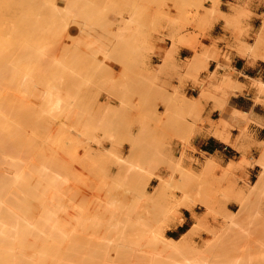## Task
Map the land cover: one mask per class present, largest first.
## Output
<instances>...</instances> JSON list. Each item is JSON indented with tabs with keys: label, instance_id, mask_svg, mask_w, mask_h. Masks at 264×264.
Instances as JSON below:
<instances>
[{
	"label": "rangeland",
	"instance_id": "rangeland-1",
	"mask_svg": "<svg viewBox=\"0 0 264 264\" xmlns=\"http://www.w3.org/2000/svg\"><path fill=\"white\" fill-rule=\"evenodd\" d=\"M93 1H95L94 5H93ZM108 1L107 0L106 1L105 0H86V1L85 0L84 1L78 0V2H81L78 5H77V2H75V3H74V1L71 2V3H73L72 9H74V8L76 9V11L73 10L76 13L73 14V11L71 12V14L75 15V20H71L70 16H69V18H70L69 19L65 15V17L68 18L67 21H69V22H66V23L69 27H68V29L64 30V34L63 33L61 34L62 35V36H60L61 40H60V37L58 36L59 37L58 41H59V44H61V51H62V52L60 51V54L64 55L62 58H63V60H65V65L66 64L69 65V66L66 65V67L65 66L64 67L66 69H67V67L71 68V70H72L71 71L69 69L70 71H68V70L66 71V69H65V70H63L65 72L64 76L62 74V76L64 77V78L62 77V82L64 81L63 82L64 84H62V87H63V85L64 86L67 85V86H65V88L64 87L62 88V90L65 89L64 93L66 95V101H65L66 103H64V106H65V109H67V111L65 110L66 113H64V119H63L64 121H62L63 122L62 124H64V125H62L56 119H55L56 121L53 120L55 123H52L53 121L51 120V117L49 115L48 116L44 115L43 119L37 117L38 119L35 120V117L37 115V112H36V113H34V115L36 114L34 117V120L36 122H34L33 118H32L33 121L30 120L31 121V129H33V130L37 129L36 131H39V133H41V134L43 133V134L39 135L38 132L37 133L35 132V135H34L32 132H34L35 130L31 131L30 127H29V129L27 128V131H29L31 136H33L32 140H34V137L36 138L34 140L35 143H38V146H35L36 148H41V147H39L41 142L42 143L45 141L51 142L53 137H54V140L56 137H59L61 134H62L61 137H65V139L63 138L64 141L61 140V138H58L61 141H63L64 151H65L64 154H62L61 152L59 153V150H56L57 146H56V148L54 147L58 143L57 140L55 143L51 142L52 144H54L53 147H52L51 143H49V142L45 143V145L48 144L47 146H48L49 150L54 149V151H55V152L53 151L54 153H58L59 156L63 157V159L61 157L62 160H65V161H63V163H66V164L68 163L67 166L64 167V172L66 173V175L63 173L60 174V175H62V180H64L63 184L66 185L65 186L66 188L63 186L64 189L62 188L63 189L62 191H58L56 187H57V185L59 186L61 184V183H59L60 181H58L56 183L57 185L55 184L56 185L55 187L53 185L54 183L51 184L50 186L52 188H50L51 190H49V194H50V196H52V198H50V196L48 198V201L50 202V206L48 205V208L50 207L49 208L50 211H48V213H49L48 215L49 216L51 215V217L54 216L55 219L53 218V221H52V219L50 217L48 220L51 222V223H48L49 225L47 226L48 227L47 231L49 232L48 234L50 235V239H49V241H47L48 239L46 240V244L48 246L45 245V247H42V248L43 249L47 248V249H44L43 251L47 252L48 261L50 263H56V264L57 263L58 264H95V262H96V264H111V263L114 264L113 262H117L119 259L121 260L122 258L124 259L126 254L123 255L124 257L123 256H121V257L115 256L114 257V249L115 248L113 249V247H114L113 244H115V242H113L112 239L116 238V236L114 238V235H118L117 233H115L116 232L115 230L117 228H119L120 226H121L120 230H124V231L126 230L127 231L126 232L128 234L127 236L131 235V236L127 237L128 240L131 239L132 237L133 238L139 237L138 233H140V235L143 234L145 240H147L146 237L148 238L150 232H152L155 229L156 230H158V229L163 230V233L166 237H173L175 239L179 238L181 235L171 234L170 231H168L171 228H164L163 225L165 222H170V221H173L176 224L182 222V218H183L182 211L185 208H184V206L182 207V205L179 204V202H181L182 199L184 197H186L187 195H189L191 192L194 193V191H195L194 188H195V184H196L194 177L199 175L202 172L201 170H203L202 166H197V167L191 168L190 166H187V167L184 166L183 163H179L178 161L174 162V157H173L172 153L168 152L165 149L166 147L164 146L165 143H163L164 139L162 136L147 137V136H144L142 133H143L144 129H147L149 126H153L155 129H157V128L163 129L167 126H174V125L178 126V125H182V124L186 125V124H188L186 121V118L189 115H190L189 117H192L191 113H189L187 111L183 112V110L181 108V105L183 103V98H185V96H181L178 91H174V93L168 94L163 88V84H164L163 75L166 73L168 65L170 64V62L172 60V58L170 60H167L166 53L168 50H170L173 47V44L174 45L187 44L188 46H191L192 50H196L198 48V46L202 47V45L200 43V39L205 37L207 31L210 28V18L211 17L221 18L220 14L218 12H213L214 14L211 12L212 9L214 8L213 7V1L214 0H189V1L188 0H186V1L185 0L184 1H182V0H170V1L169 0H159V1L158 0H155V1L154 0H144V1H147V3L144 2L143 0H136V1L135 0H132V1L127 0L128 2L126 0L125 1L124 0H113V2H112V0H111V1H109V2H112L110 5L107 3ZM141 1H143L146 4V6H143V4H141ZM35 2H36V0L34 1V3ZM88 2H90V3H88ZM131 2L133 4L134 3L135 4L133 5ZM139 2L141 5L139 4ZM220 2H221V0L219 2H217V5H216V3H214V6H216L217 9H219ZM103 3H104V5H103ZM130 3H131V5H130ZM54 4H57V5H54V7L55 6L57 7L56 9L62 8L61 6L58 5V3H54ZM107 4L109 5L108 6V9H109L108 12H107V7H105ZM124 5H126V6H124ZM132 5H133V7L135 6L134 9L129 8V7H132ZM35 6H36V4H35ZM91 6H93V7L91 8ZM139 6L141 7L142 11L141 10L139 11ZM36 7H38V6H36ZM78 7H79V9L81 8V10L83 9V11H81L82 14L84 13V15H82L83 18H81V16H79L80 10H78ZM113 7H115V8L113 9ZM153 7L156 9L154 10ZM180 7L184 8L183 13L181 16L177 17V15H179V13H181V11H182V9ZM64 8L65 7H63V9H62L63 13H62V11H60L62 14H64L65 13L64 11H66V8L65 9ZM84 9L87 12H85ZM96 9H98L102 12H100V14H99ZM88 10L89 11L91 10L93 12H94V10H96L95 17L91 16L93 14L90 15V13H89V15L91 16V19L88 18L89 17V15H87L89 12ZM132 10H134V11L132 12ZM135 10H137L138 12ZM45 12H46V14H48V15H46L48 17H50L49 16L50 13H51V16L53 13H54V16H55V14L58 13V12L55 13V10H54V12L52 11L53 13L51 11L49 13H47V11H44V13ZM145 12L147 13V15L149 14L150 16L145 17L146 16ZM61 13H59V15H58L59 18L61 17L60 15H62ZM96 14L98 15V17L101 15L99 17V19L96 18L97 17ZM73 15H71L72 18H73ZM165 15H166V17H165ZM44 16H40L41 19ZM46 16H45V18H47ZM129 16H130V19L128 18ZM40 17H39V19H40ZM78 17H80V19ZM153 17H155V18H153ZM36 18L37 17H34V20L38 19V18L37 19ZM55 18L56 17H52V18L50 17L49 19L48 18L47 19L52 20ZM59 18H58V20H59ZM86 18L89 19V21L88 20L87 21L83 20V22L81 21V19H86ZM102 18L105 19L104 20L105 23H102L104 25H101L99 23L100 20L102 21ZM179 18H180V20H179ZM123 19H125V20H123ZM126 19L128 21H126ZM59 21L54 20V24H56V22H59ZM62 21H64L63 18H62ZM72 21L77 23L78 29L76 28L77 26H75L76 24H74ZM84 21L86 23H84ZM106 21H108V23L111 22L112 24H110V26H109V25H107ZM133 21L136 23V26L134 25ZM70 22H72V23H70ZM152 22H155V23L153 24ZM88 23H89V25H88ZM69 24H71V25H69ZM84 24H87L88 26H90L89 27L90 30H86L85 28H88V27L85 26ZM105 25H107V26L105 27ZM131 25H133L135 28ZM118 26H120V28ZM121 26H123V27L121 28ZM233 26L236 30V28H237L236 25L234 24ZM100 27L105 28V30L102 29L104 31L103 33H102V30L100 31V29H101ZM137 27L140 31L136 32L137 33L136 34L135 30ZM115 28H117V29H115ZM125 29L127 31H125ZM77 30H79L80 32ZM86 31H87V33L90 31L88 33V35H86ZM109 31H110V33H109ZM113 31H114L113 37L115 38V36H116V39L118 38L117 43L121 45L120 47H122L123 50L121 48H119V49H121V50H119L118 47L116 48L117 43L114 46L113 43H115V42H113L114 39L111 36V33H113ZM121 31H124L125 33L122 32V34H121L120 33ZM131 31H134V33ZM130 32L133 34V36L131 35ZM140 32H142L141 33L142 35L140 34ZM153 32H155V33H153ZM42 33H44V34L46 33L45 35L43 34V36H45L46 40L48 41V42L46 40L44 41V38H43V41H44L43 43H46V47L49 46V48H51L52 46L54 47L57 44L54 42V44L52 43L53 45H51V42H53V40L51 42H49V40H51L53 38L47 37L48 35H47V31H45V29L42 30ZM65 33H67L68 37L65 36L66 35ZM98 33H100V35H98ZM101 33H102V35H101ZM106 33H108L107 35H109V37H112L111 40L108 39L110 41L106 40L107 42L104 41L105 40L104 38L107 37L105 35ZM119 33H120V35H119ZM247 33H248L247 30L244 28H241L240 30H238V34L235 36L236 42H243L242 39H240V36H242L244 34L246 35ZM40 34H41V31L39 32V35ZM36 35L38 36V33H36ZM36 35H35V37H36ZM103 35H105V36L102 40H103V43L105 42V44H102L101 40H99V38L101 39L103 37ZM144 35H146V38H144L145 37ZM43 36H41V38ZM73 36H76V37L70 38ZM80 36L83 37L84 39H82ZM109 37H107V38H109ZM128 37H129V39H128ZM132 37L134 38V40ZM70 39L71 40L73 39V41H71L72 43L69 41ZM119 39L121 40V42ZM122 39L125 42L124 46H122V44H124ZM135 39H137V40H135ZM40 40H42V39H40ZM166 40L171 41L172 47L170 46L169 49H167L165 51V54L162 57V60H163L162 63L159 65V67L157 69L145 70L144 69V64H145L144 62L148 58V56H144V53L147 54V53L157 52V47L161 46V44L164 43ZM54 41H55V39H54ZM58 41L56 40V42H58ZM79 41H80V44H79ZM83 41H85V43ZM86 41H87V43H89V41L90 42L92 41L94 44H96V46H93L94 44H92V42L90 45L86 44ZM134 41H136V42H134ZM146 41H147V43H146ZM37 42H36V45H37ZM82 43H83V45H81ZM243 43H240V45H242ZM69 44H71V45H69ZM39 45H40V42H39L38 46ZM42 45L44 46L45 44H42ZM63 45H65V47L62 50ZM66 45L67 46L69 45L70 47L69 46L67 47ZM117 46H119V45H117ZM90 47L91 48L93 47V50H91L93 52H91V51L89 52L88 48L90 49ZM125 47H126V49H125ZM35 48H37V46ZM226 48H230V47L227 45ZM76 49L77 50L79 49V50L77 51ZM83 49H85V50L87 49L88 51L87 50L83 51ZM65 50H66V52H65ZM69 51H70V53H69ZM66 55H67V57H66ZM87 55H89L88 58H87ZM110 55H112L111 57H113V56L115 57V58L113 57L115 59V60L113 59L114 61L112 60V58L109 57ZM116 58H117V61H116ZM75 60L77 62L79 61V64H77V62ZM94 63H95V65H94ZM20 64H21V61H20ZM80 69H82V70H80ZM83 69H85V71ZM197 70L199 71L200 68H198ZM68 72L69 73L71 72V73L69 74ZM72 72H75V73L72 74ZM81 73L82 74L84 73L83 76H81ZM65 74H67V75H65ZM74 74L77 75V77ZM71 75H72V77L75 78L76 81L74 80V78L71 77ZM78 75H79V78H78ZM78 79H80V81H81L80 83H78L79 82ZM70 82H72V83L74 82V86ZM76 84H77V86H76ZM79 84H81V85L79 86ZM37 89H39V88H37ZM69 91H70V94H69ZM19 93L22 94L21 91H19ZM19 96L20 95H18V99L21 98V96L20 97ZM69 96L71 98H69ZM26 97H28V96H25V98ZM31 97L33 98V99L31 98L32 101L34 100L35 102H38L36 95H31ZM29 98L30 97H28L26 99H29ZM77 99H79V100H77ZM21 100L24 101L25 99L23 98ZM18 101L20 103V100H18ZM28 101H30V100H25L24 102H26V104L28 103V105H30V107L31 106L35 107L36 110L40 108V106L37 105V104L40 105V103H35L33 101V103H35L39 107L38 108L35 104H32L31 101L30 102H28ZM157 101H162V103L165 105V110H164L163 114H158L156 112L155 108L153 110V106H152L153 104L152 103L155 104ZM24 102H21V103L23 104ZM66 104L67 105L71 104V105L69 107V105L67 106ZM76 108H77V112L74 113L76 111ZM20 113H21V111H20ZM72 113H73V115H72ZM199 113H200V111H199ZM68 114L70 117L67 116ZM199 115L200 114H198L197 111H195V116H197L198 118L197 117L195 118V116H193L192 118L199 125H202L205 123V119H202ZM65 116H67L68 118ZM46 117L48 119H45ZM39 119L44 120V121H39V123H42L44 126L46 123L47 125L49 124L48 126H50L49 130H48V126L46 125L47 127L45 130V133L38 129L39 126L37 127V122ZM66 119H68V120H66ZM30 121H29V123H30ZM50 121H52V122H50ZM57 121H58V123H57ZM32 122H33V125H32ZM56 123H57V126H58V124L62 125L60 127L61 129L59 128L60 130L57 129L58 131L57 130L55 131V129L58 128L57 126H54V125H56ZM42 124H38V125L42 126ZM90 124H92V125L90 126ZM91 127H93V128H91ZM72 128H73V131H75L74 133L72 131ZM133 128H138L139 129L138 132L140 134H138L136 136L126 135L127 133H130ZM80 129H81V131H80ZM42 130H44V129L42 128ZM54 131L57 132L56 134L54 133L55 136H53ZM68 134H70V135H68ZM73 137H74V139H71V140L69 139V138H73ZM47 138H48V140H46ZM76 139H78V140H76ZM181 139H183V138H181ZM91 141H93V142H91ZM35 143H33V144L37 145ZM73 144H75V145L73 146ZM123 144L129 145V147L126 151H123L121 149V146ZM45 145L43 144V147H45ZM256 145H259L262 147V146H264V141H262L260 143H253L251 146L255 147ZM47 146H46V148H47ZM58 146L62 147L60 144ZM49 147H51V148H49ZM261 147L259 148V150H254L252 152L249 151L248 154H242L241 155V157L239 158V164L238 163H236V164H238V165L242 164L241 165L242 169L234 168L235 164L231 163V166H233V167L230 169V166H229L230 171L227 174H225V172H224V171L227 172V170H224L225 167L222 168V167H218V166H216L212 169V171L210 172L211 174L210 173L206 174V176H205L206 181L203 184V187L205 190L203 191L201 197L205 198L207 200V202H209L210 207L207 208L205 205L202 206L201 204H198V203L197 204L195 203V205H193L194 206L193 208L195 211H193L191 213L192 222L193 223L196 222V220H197L196 217L201 218V217L205 216L206 218H205V223L203 225H201V226L197 225L198 227L197 226L195 227L196 228L195 231L196 230L197 231L194 232L193 235L191 236L192 241L190 240L191 245H190V243H188L190 245V246L188 245L189 247L186 246L187 244L186 245L182 244V245H179L180 248L178 246L177 247L175 246V248H173L170 251V252H172L174 250L173 253H175V254L170 253V252H164L163 253L162 252L163 250L159 248L161 243H159L160 245H158L156 243V241H154L153 242L154 245L152 244L153 245L152 246L150 244L153 241L152 240L150 243L147 242L148 244H146V242H145L144 245H141V243L143 244L144 242H141L139 240L141 246L139 245V249H137L138 247H136V246L130 247L129 244H132V242H130V241L131 240L134 241L133 239H131V240H129V243H127V245H125L126 244L125 243L122 247V249H129V250L131 249V253H130L131 255H129V253H127L128 258H130L128 260L129 264H133V263L135 264V262L137 263V261H139L140 263L142 262L143 264H147L148 262H149L148 264H151L153 261H155L156 264L158 262H159L158 264H171V263L172 264H180V263L184 264V263H186L185 262L186 260H187L186 264H188L191 261H193V264H206V262L208 260L209 261L207 262V264H211V263H209L210 259L212 262V260H214L212 257H215V256H216L215 257L216 260L218 258L220 259V257H221V259L220 260L218 259L217 261H219V262L222 261L223 263L228 261V262H226L228 264L235 263L234 261H236V260H237L236 261L237 264L240 262H241V264H264V213L259 212L258 207L255 204V205H253V207L249 206L247 208V210H246L247 212L245 214L247 216H245V215L243 216L244 220L246 218V220L244 222L242 220L243 218L242 219H241V217L238 218V217H236V215H234V216L237 219H235L234 217H231V218L227 217V213L229 212L228 210H230L231 212H237V210L239 209V206L235 202V200L233 199L232 194L229 193L230 192L229 189L232 186H235L237 188L240 187L243 189L248 188L250 183L256 179V175L258 173L259 167L254 165V163H256V161L260 157V153H261V149H262ZM62 148H60V149L62 150ZM73 149H75V150H73ZM64 151L62 150V152H64ZM69 151H71V152H69ZM72 151L76 154H74ZM101 152H103V153H101ZM107 152H109V153H107ZM110 152L114 156H116V158L112 157ZM54 153H53V155H54ZM71 153H73V154H71ZM83 153H85V154L83 155ZM58 154L57 155L55 154V156L57 157ZM69 155H72V156H69ZM75 155H77V156L80 155V156L77 158ZM86 155H88V156L86 157ZM90 155H91V157H90ZM96 155H97V157H96ZM117 157H119V159ZM80 158H81V161H80ZM83 159H85V161ZM70 160H72L73 163H71L72 161H70ZM164 161H167L168 163H164ZM75 162H77L78 164L76 163V165H75ZM97 162H99V163L97 164ZM69 163H71V164L69 165ZM127 163L130 165L128 166ZM51 164H53V163L49 164L50 165L49 168L51 170L50 171L51 175L53 174L52 177H54V175L58 176L59 172L58 173L55 172L56 171L55 166L53 167L54 164L53 165H51ZM198 164H196V165H198ZM87 165H88V167H87ZM100 165L102 167H100ZM67 168H69V169L66 170ZM84 170H86V171H84ZM248 170H250V171H248ZM70 171H71V173H70ZM187 171L191 172V174H189L190 177L185 176V173ZM75 172H77L76 173L77 175L75 174ZM86 172H88V174ZM90 172H91V174H90ZM95 172L98 173L99 177H98L97 173L95 176V174H94ZM192 173L194 174L193 177H192ZM64 175L67 177H65ZM187 175H188V173H187ZM159 177H163L165 179H168L170 182H169V186L167 188V192L160 197H155V196H153L152 192L154 191L155 186L159 182ZM109 178H110V180H109ZM134 178H135V180H134ZM136 178H138V179L143 178L144 179L143 181H146V186L145 187L142 186L140 189L136 188V183H134V181L137 182ZM182 179H183V181H182ZM102 180L103 181L107 180V181H106V183H104V182H102ZM125 182H126V184H125ZM133 184H135V185H133ZM83 185H84V187H82ZM133 186L137 189V191ZM92 187H94V188H92ZM54 188L57 190V192L54 190ZM70 188H72V189H70ZM87 188H88V190H86ZM95 188H97L98 190ZM144 188H145V193H144L145 195L141 193L142 190H144ZM66 189H68L70 191H67ZM138 189L140 190L139 192H138ZM69 192L70 193L72 192V193L70 194ZM51 193H52V195H51ZM62 193L64 195L69 193L70 195L68 194L66 196H64V195L62 196ZM55 195L56 196L58 195L57 196L58 198ZM59 197L62 199L59 200L60 199ZM65 197H67V198L65 199ZM53 198L55 200H53ZM68 198L70 200H68ZM107 199H109V200H107ZM72 200H74V201H72ZM54 201H55V203H54ZM115 201H116V203H115ZM64 202H65V204H63ZM59 203L63 206H61ZM98 204H99V207H98ZM120 204H121V207H120ZM55 206L57 208H59L58 212H60V214L59 213L57 214L56 211L58 209L56 210ZM79 206H81V207L79 208ZM68 208H70V209H68ZM94 208H95V210H94ZM123 208H124V210H123ZM61 209L63 210V212L61 211ZM51 210L52 211L54 210V212H56L57 215L51 214V213H54ZM92 211H94L93 214H92ZM120 211L123 213H120ZM77 212L78 213L81 212V213H79L80 214L79 217L76 216V217H78V219L81 220L80 217H83L81 215H84L86 217L85 219L87 221L85 219H82V220H85L86 223L89 222L88 223L89 225L87 226V227H89L88 230L83 231L81 228H79L78 224L76 225V223H74L75 225H73V222H75V219H76V217L73 216V215H75L73 213H77ZM115 212H116V214H115ZM38 213H39V208L36 205V208H33L31 211V216L33 217V220L35 219V217L38 218V215H37ZM69 213L73 214L72 216H70V218H69V215H71V214H69ZM112 213H114V215ZM124 213H125V215H123ZM66 215H68L67 220L65 218ZM89 215H91V216H89ZM112 215L116 216V218H114ZM92 216H94V217H92ZM89 219L91 221L92 220L93 221L91 222ZM57 220H59L60 224L56 223ZM68 220L70 222H67ZM72 220H74V221L71 222ZM229 220L232 221V223H234L232 228H231V226H229V227L227 226ZM233 220H234V222H233ZM240 220H242V221L240 222ZM63 221H65V222H63ZM108 221H110V222H108ZM111 221L113 223L109 224V223H111ZM93 222H95V223L93 224ZM55 223L59 226H56ZM243 223H245V224H243ZM91 224H92V226H90ZM191 226L192 225H190L188 227V229H190ZM59 227L60 228L63 227V230L60 229ZM72 227H73V229H72ZM107 227L108 228L111 227L112 232H111L109 238H111L112 241L109 242V246H108L106 251L104 250V247H107V246H105V245H104V247L101 246V247H103V249H101V251H103V253H105V255H104V257H103V255L99 256L98 255L100 252L99 251L97 254L99 256V257H97L99 260L95 257L96 260L94 258V261H95L94 262V261H92L93 260L92 258L94 256H97L94 253L97 249L96 250L94 249L95 251L91 250V252L94 253V256H91L93 253L89 254V253H91L90 249H93L92 247L95 246V244L93 245V243H95V242L97 243V242H100L101 240L102 241L104 240V238L100 237V235L105 233V232L103 233L102 229L104 230ZM226 227L228 228L229 231H227ZM58 229H60V230H58ZM222 229H223V231H222ZM236 229L240 233V235H239V233H237L235 231ZM98 230H99V233L102 232V234H99L97 232ZM94 231H96L95 234H93ZM222 232L224 235L222 234ZM228 232L233 238L237 239L238 242H236L237 240L236 241L233 240V238L230 235H228L229 238H232L231 240L235 241L232 243L230 241V239L228 237H226ZM97 233H98V235H97L98 237L93 236V235H96ZM219 233L222 235H220ZM136 234H138V235L136 236ZM215 236H218V238H220V240L219 239L217 240V237H215ZM72 237L75 238L76 241H74L75 239L73 240ZM71 238H72V240H69ZM222 238L224 239V241H222L223 240ZM227 238L229 239V241L227 240ZM105 239H106V237H105ZM215 239L217 240V242ZM226 241H228L227 243L231 242V244L226 245L227 244ZM61 242H62V245H61ZM221 242L222 243L225 242L223 244L226 247L228 246L229 248H224V246H222L223 249H221V244H222ZM79 243H82L84 247H82V244L80 245ZM155 243H156V245H155ZM209 243H211V244H209ZM234 243H235V245H233ZM78 244H79V246H78ZM86 244H87V246H86ZM135 244H136V242H135ZM215 244L217 246H215ZM55 245L57 247H55ZM133 245H134V242H133ZM145 245H148V246H146V249H144V247H142ZM150 245L152 246L151 248H150ZM96 246H97V244H96ZM236 246H237V248L239 247V249L242 252L236 251L237 250ZM58 247L62 250H60V249L58 250ZM141 247L143 249H141ZM147 247H149V249ZM205 247H208V248L205 249ZM2 248L7 249L6 250L7 252L5 251V249L3 250ZM9 248L10 247L6 248V247L0 246V254L2 255L3 253H5V254L8 253L11 255V253H10L11 249H12V255L13 254L15 255V254H18L19 252L20 253L22 252V251L18 250L19 248L11 247L10 251H9ZM42 248L41 249L38 248V249L42 250ZM80 248H83V250H81V251H84V252H81ZM84 248L87 249L86 251H88V248H90L88 251L89 253L86 252ZM98 248H100V247H98ZM152 248H155V250H153ZM198 248H200V249H198ZM14 249H17V250H14ZM150 249H152V250H150ZM179 249H180V251H179ZM193 249L196 251H194ZM211 249H212V252H211ZM230 249H233V250L236 249L235 253L232 250L233 252L231 254ZM112 250H113V253H112ZM116 250H119V249L116 248ZM197 250H198V252H197ZM214 250H216V251H214ZM217 250H218V252H217ZM54 251L56 253H58L59 255L55 254ZM117 252H115V254ZM137 252L142 253L143 255H145V257L147 256V258L145 259L146 261L143 260L144 257L142 255H140V256L137 255L136 254ZM145 252H146V254H145ZM176 252H177V254H176ZM213 252L214 253L217 252L216 255H213L214 254ZM237 252H239V253H237ZM106 253H109V254L106 255ZM150 253H152V254H150ZM158 253H159V256H157ZM236 253H237V255L238 254L242 255L243 259L240 256L235 255ZM26 254H27V252H26ZM121 254L122 253H120V255ZM210 254H211V256H210ZM51 255H53L52 257L55 261L57 260L56 262L53 261L52 258H50ZM62 255H64V256L62 257ZM233 255L235 257L237 256V258L235 259V257H233ZM136 256H138V257L136 258ZM141 256L143 258H141ZM54 257H56L57 259H55ZM106 257L107 258L109 257L110 260L108 259L109 260L108 261ZM208 257H209V259H208ZM105 258H106V260H105ZM132 258H133V262H132ZM50 259H51V261H50ZM126 259L127 258H125L124 260H126ZM120 260L118 262H120ZM174 260L178 263H176ZM188 260H191V261L188 262ZM202 260H203V263H201ZM85 261H86V263H85ZM88 261H91V263L90 262L88 263ZM99 261H101V263ZM105 261H107V262H105ZM144 261L146 263H144ZM0 262H2L1 259H0ZM122 262H124V263H122ZM122 262L115 263V264H125L127 261L126 262L122 261ZM139 262L137 264H140ZM48 263H46V264H48ZM34 264H36V263H34ZM190 264H192V263H190Z\"/></svg>",
	"mask_w": 264,
	"mask_h": 264
},
{
	"label": "bare ground",
	"instance_id": "bare-ground-1",
	"mask_svg": "<svg viewBox=\"0 0 264 264\" xmlns=\"http://www.w3.org/2000/svg\"><path fill=\"white\" fill-rule=\"evenodd\" d=\"M34 1L35 0H0V246H2V247H13V248H19L18 250H20V251H22L21 253L19 252L18 254H13L12 255V249H11V255L10 254H5V253H3L2 255L0 254V259H1V261L2 262H0V264H34V263H36V264H46V263H48L49 261H48V255H47V252H44L43 250L44 249H47V248H42V247H45V245H47L46 244V240L47 241H49V239H50V235L48 234L49 232L47 231V226L49 225L48 223H51L50 221H48L49 220V218L51 217V215L49 216L48 214V211H50V207L48 208V205L50 206V202L48 201V198H49V196H50V194H49V190H51L50 188H52L50 185L51 184H53L54 185V187L57 185L56 183L58 182V181H60L59 183H61L59 186L57 185V190L58 191H62L64 188H63V186L65 187L66 185H64L63 184V182H64V180H62V175H60V174H65L66 175V173L64 172V167L65 166H67V164L66 163H63V161H65V160H62L63 159V157L62 156H59V154L58 153H54L55 151H54V149H48V144L47 145H45V143L46 142H49V141H45V142H41V144L39 145V147H41V148H36L35 146H38V143H35L34 142V140L36 139L35 137H34V140H32V137L33 136H31V134H30V132L29 131H27V128L29 129V127H30V129H31V121H33L34 120V117H35V115H34V113H36L37 112V115H36V117H35V120H37L38 118L37 117H39V118H44L43 116L45 115V116H50L51 117V120L53 121V120H58L61 124L63 123L62 121H64L63 119H64V113H66L65 112V110L67 111V109H65V106H64V103H66L65 101H66V95H65V93H64V91H65V89H63L62 90V88L64 87L65 88V86H67V85H63V87H62V84H64L63 82H62V77L64 76V71L63 70H65L66 68V65H68V64H66L65 65V60H63V54H60V51H61V44H59V37L60 36H62L61 34L63 33L64 34V30L65 29H68V25H67V23L66 22H69V21H67V19L69 18V16H70V18H71V20H75V15H73L74 13H76L75 11H76V9L74 8V9H72V6H73V3H71V2H73L74 1V3L75 2H77V5L78 4H80L81 2H78V0H36V2L34 3ZM38 1V2H37ZM84 1V0H83ZM86 1V0H85ZM106 1V0H105ZM108 1V0H107ZM109 1H111V0H109ZM107 2L109 5L113 2V0H112V2ZM125 1V0H124ZM127 1V0H126ZM132 1V0H131ZM136 1V0H135ZM144 1V0H143ZM141 1V4H143V6H146V4L144 3V2H146L147 3V1ZM155 1V0H154ZM159 1V0H158ZM170 1V0H169ZM182 1H184V0H182ZM181 1V2H182ZM186 1V0H185ZM189 1V0H188ZM220 0H214L213 1V9H212V13L213 12H218V13H220L219 12V9H217L216 8V6H214V3H216V5H217V2H219ZM94 2L95 1H93V5H94ZM128 2V1H127ZM152 2V1H151ZM150 2V3H151ZM54 3H58V5L59 6H61L62 8H58V9H56L57 7L55 6L54 7V5H57V4H54ZM88 3H90V2H88ZM92 3V2H91ZM97 3V2H96ZM95 3V4H96ZM132 3V2H131ZM131 3H130V5H131ZM153 3V2H152ZM161 3V2H160ZM183 3V2H182ZM181 3V4H182ZM186 3V2H185ZM188 3V2H187ZM35 4H36V6H38V7H36L35 6ZM38 4V5H37ZM106 4V3H105ZM106 5L105 7H107V12H108V6L109 5ZM133 4V3H132ZM135 4V3H134ZM133 4V5H134ZM139 4H140V2H139ZM140 4V5H141ZM75 5V4H74ZM90 5V4H89ZM103 5H104V3H103ZM102 5V6H103ZM133 5H132V7H129V8H133L134 9V7H133ZM137 5V4H136ZM153 5V4H152ZM183 5V4H182ZM80 6V5H79ZM96 6V5H95ZM94 6V7H95ZM124 6H126V5H124ZM63 7H65L66 8V11H64L65 13L64 14H62L63 13V11H62V9H63ZM81 7V6H80ZM90 7V6H89ZM93 6H91V8H92ZM123 7V6H122ZM138 7V6H137ZM64 8V9H65ZM110 8V7H109ZM115 7H113V9H114ZM143 8V7H142ZM154 8V7H153ZM181 9H182V11H181V13H179V15H177V17L178 16H181L182 15V13H183V9L184 8H182V7H180ZM137 9V8H136ZM156 8H154V10H155ZM180 9V10H181ZM54 10H55V13L56 12H58L57 14H55V16H54ZM57 10V11H56ZM73 10H75V11H73ZM78 10H80V13H79V16H81V18H83V16L82 15H84V13L82 14V12L81 11H83V9L81 10V8L79 9V7H78ZM92 10V9H91ZM90 10V11H91ZM97 10V12L100 14V12H102V11H100V10H98V9H96ZM96 10H94V12L93 11H89L88 12V14L87 15H89V13H90V15L91 14H93V15H91V16H93V17H95V12H96ZM142 11V9H141V7L139 6V11ZM43 11V12H42ZM44 11H47V13H49L50 11L53 13L52 14V16H51V13H50V17L52 18V17H56L55 19H50V20H48L50 17H48V16H46V15H48V14H46V12L44 13ZM60 11H62V13L60 12ZM73 11V14H71V12ZM84 11L85 12H87L85 9H84ZM114 11V10H113ZM134 10H132V12H133ZM135 11H137V10H135ZM146 11V10H145ZM105 12V11H104ZM138 12V11H137ZM157 12V11H156ZM155 12V13H156ZM162 12V11H161ZM59 13H61L62 15H60L62 18H63V20L65 21H62V18L60 19L59 18ZM106 13V12H105ZM120 13V12H119ZM125 13V12H124ZM146 13V12H145ZM164 13V12H163ZM41 14V15H40ZM73 15V18L71 17V15ZM81 14V15H80ZM151 14V13H150ZM165 14V13H164ZM214 14V13H213ZM46 16L47 18H45V16L41 19V17L40 16ZM57 15V16H56ZM65 15L68 17H65ZM89 15V17L88 18H90L91 19V16ZM138 15V14H137ZM146 16L145 17H147V16H150L149 14L147 15V13L145 14ZM167 15V14H166ZM166 15H165V17H166ZM40 17V19H39V17ZM96 18L97 19H99V17L101 16H99L98 17V15L96 14ZM115 16V15H114ZM34 17H37L36 19L37 20H34ZM65 17V18H64ZM58 18H59V20L61 21H59L58 20ZM69 18V19H70ZM79 19H80V17H78ZM95 18V19H96ZM107 18V17H106ZM129 19H130V16L128 17ZM149 18V17H148ZM153 18H155V17H153ZM181 18V17H180ZM180 18H179V20H180ZM94 19V20H95ZM110 19V18H109ZM134 19V18H133ZM54 20L56 21H59V22H56V24H54ZM70 20V21H71ZM83 20H85V21H89V19H81V21L83 22ZM104 20L105 19H103L102 18V21L100 20V24L101 25H104V24H102V23H105L104 22ZM123 20H125V19H123ZM136 20V19H135ZM142 20V19H141ZM153 20V19H152ZM84 21V23H86ZM98 21V20H97ZM112 21V20H111ZM126 21H128L127 19H126ZM74 24H76L75 26H77L76 28L78 29V25H77V23H75L74 21H72ZM72 22H70V23H72ZM107 22V25H109L110 26V24H112L111 22L110 23H108V21H106ZM132 22V21H131ZM134 22V21H133ZM170 22V21H169ZM53 23V24H52ZM116 23V22H115ZM121 23V22H120ZM138 23V22H137ZM153 24L155 23V22H152ZM151 23V24H152ZM73 24V25H74ZM118 24V23H117ZM116 24V25H117ZM152 24V25H153ZM157 24V23H156ZM69 25H71V24H69ZM85 26H87L88 28L90 27V26H88L89 25V23H88V25L87 24H84ZM94 25V24H93ZM107 25H105V27L107 26ZM121 25V24H120ZM134 25L136 26V23L134 22ZM142 25V24H141ZM151 25V26H152ZM131 26H133V25H131ZM154 26V25H153ZM157 26V25H156ZM119 28H120V26H118ZM117 27V28H118ZM123 26H121V28H122ZM134 27V26H133ZM155 27V26H154ZM262 27V31L261 30H259L260 32H258V33H260V34H256V37L258 36V38L257 39H259V40H261V38H264V35H262V34H264V26H261ZM88 28H85L86 30H90V28L88 29ZM99 28V27H98ZM101 29H100V31L103 29V30H105V28L104 27H100ZM117 28H115V29H117ZM118 28V29H119ZM132 28V27H131ZM135 28V27H134ZM133 28V29H134ZM153 28V27H152ZM45 29V31H47V37L48 38H53V39H51V40H49V42H51L52 40H53V42H51V45H53L54 44V42L55 43H57L54 47L52 46H50L51 48H49V46H47L46 47V43H43L45 40H46V37L45 36H43V34L44 33H42V30H44ZM138 29V27L136 28V30H135V33L136 32H138V31H140L139 29ZM261 29V28H260ZM102 30V33L104 32ZM131 30V29H130ZM41 31V34L39 35V32ZM77 31H79V30H77ZM125 31H127L126 29H125ZM153 31V30H152ZM80 32V31H79ZM90 32V31H89ZM88 32V33H89ZM122 32H124V31H121L120 33L122 34ZM131 32H133L134 33V31H131ZM130 32V33H131ZM148 32V31H147ZM36 33H38V36L36 35ZM88 33H87V31H86V35H88ZM102 33H101V35H102ZM109 33H110V31H109ZM120 33H119V35H120ZM125 33V32H124ZM129 33V32H128ZM142 32H140V34H141ZM145 33V32H144ZM153 33H155V32H153ZM46 34V33H45ZM44 34V35H45ZM66 35L65 36H67L68 37V35H67V33H65ZM108 33H106L105 35L107 36V37H109V35H107ZM114 31H113V33H111V36L113 37L114 35ZM117 34V33H116ZM127 34V33H126ZM137 34V33H136ZM35 35H36V37H35ZM79 35V34H78ZM98 35H100V33H98ZM97 35V36H98ZM105 35H103V37L100 39L99 38V40H101V42H102V44H105V42H107L106 40H108V39H110L111 40V38L112 37H109V38H107V37H105L104 38V36ZM131 35L133 36V34L131 33ZM142 35V34H141ZM147 35V34H146ZM146 35H144L145 37L144 38H146ZM41 36H43L42 38H41ZM59 36V37H58ZM64 36V37H65ZM118 36V35H117ZM125 36V35H124ZM151 36V35H150ZM21 37V38H20ZM40 37V38H39ZM74 37H76V36H73V37H70V38H74ZM81 37V36H80ZM100 37V36H99ZM127 37V36H126ZM140 37V36H139ZM148 37V36H147ZM255 37V38H256ZM43 38H44V41H43ZM82 39H84L83 37H81ZM105 39L104 41V43H103V40L102 39ZM133 38V37H132ZM143 38V37H142ZM40 39H42V40H40ZM54 39H55V41H54ZM64 39V38H63ZM76 39V38H75ZM78 39V38H77ZM113 39H114V41L113 42H115V43H113L114 44V46H115V44L117 43V39H116V36H115V38L113 37ZM116 39V40H115ZM126 39V38H125ZM128 39H129V37H128ZM149 39V38H148ZM257 39H255V41H254V43H255V45H256V40ZM56 40L58 41V42H56ZM60 40H61V37H60ZM66 40V39H65ZM64 40V41H65ZM79 40V39H78ZM110 40H108V41H110ZM120 40V39H119ZM118 40V41H119ZM123 40V39H122ZM133 40H134V38H133ZM135 40H137V39H135ZM38 41V42H37ZM47 41V40H46ZM70 42L71 41H73V39L71 40H69ZM128 41V40H127ZM130 41V40H129ZM148 41V40H147ZM147 41H146V43H147ZM36 42H37V45H36ZM39 42H40V45L38 46V44H39ZM42 42V43H41ZM48 42V41H47ZM84 43H85V41H83ZM92 42V41H91ZM91 42L89 41V43H87V41H86V44H91ZM120 42H121V40H120ZM123 42H124V40H123ZM134 42H136V41H134ZM138 42V41H137ZM142 42V41H141ZM140 42V43H141ZM149 42V41H148ZM193 42V41H192ZM261 42V41H260ZM260 42H257V45L256 46H264V45H262V44H264V42H262V44L260 43ZM53 43V44H52ZM61 43V42H60ZM72 43V42H71ZM76 43V42H75ZM78 43V42H77ZM240 43H243V42H239L238 43V45H240ZM258 43H260V44H258ZM42 44H45L44 46L42 45ZM65 44V43H64ZM79 44H80V41H79ZM92 44H94L93 42H92ZM69 45H71V44H69ZM68 45V46H69ZM77 45V44H76ZM81 45H83V43L81 44ZM80 45V46H81ZM117 45H119V46H117ZM125 45V42H124V44H122V46H124ZM130 45V44H129ZM128 45V46H129ZM187 45V44H186ZM253 45V47L251 48V46H250V44L248 45V44H245V43H243L242 44V46H236V47H238L239 48V52L241 51L242 53H244V51L246 50L247 51V49H248V52L250 51V53L252 52V50L254 49L255 50V46H254V44H252ZM37 46V48H35V47ZM41 46V47H40ZM44 48H43V47ZM67 46V45H66ZM67 46V47H68ZM75 46V45H74ZM93 46H96V44H94ZM98 46V45H97ZM101 46V45H100ZM121 45L120 44H116V48L118 47V49L119 48H121L122 50H123V48L122 47H120ZM188 46V45H187ZM63 48H62V50L64 49V47H65V45H63L62 46ZM70 47V46H69ZM73 47V46H72ZM77 47V46H76ZM79 47V46H78ZM99 47V46H98ZM127 47V46H126ZM126 47H125V49H126ZM172 47V46H171ZM188 47H190V49H191V46H188ZM255 47V48H254ZM262 48V47H261ZM121 49H119V50H121ZM237 49V48H236ZM243 49H245V50H243ZM252 49V50H251ZM257 49V48H256ZM260 49V48H259ZM262 49H264V48H262ZM261 49V50H262ZM77 50V49H76ZM79 50V49H78ZM77 50V51H78ZM87 50V49H86ZM85 49H83V51H86ZM88 50H89V52L91 51V50H93V47L91 48L90 47V49L88 48ZM87 50V51H88ZM117 50V49H116ZM176 50V45H174L173 44V47L170 49V50H168L167 51V53H166V56H167V60H170L171 58H172V53L174 52ZM76 51V52H77ZM81 51V50H80ZM245 51V52H246ZM259 50H255V52H258ZM62 52V51H61ZM65 52H66V50H65ZM73 52V51H72ZM91 52H93V51H91ZM109 52V51H108ZM139 52V51H138ZM137 52V53H138ZM255 52L253 53V54H255ZM69 53H70V51H69ZM75 53V52H74ZM78 54V53H77ZM76 54V55H77ZM80 54V53H79ZM111 54V53H110ZM69 55V54H68ZM88 56L89 55H87V58H88ZM112 55H110L109 57L110 58H112V60L115 58L114 56V58L113 57H111ZM66 57H67V55H66ZM65 57V58H66ZM104 57V56H103ZM121 57V56H120ZM92 60V59H91ZM115 60V59H114ZM113 60V61H114ZM20 61H21V64H20ZM76 61V60H75ZM97 61V60H96ZM116 61H117V58H116ZM198 62H197V64L199 65V63H201L202 64V61H200V60H197ZM69 62V61H68ZM77 62V61H76ZM91 63V62H90ZM72 64V63H71ZM77 64H79V61L77 62ZM76 64V65H77ZM99 64V63H98ZM94 65H95V63H94ZM93 65V66H94ZM100 65V64H99ZM65 66V67H64ZM69 66V65H68ZM81 66V65H80ZM79 67V66H78ZM96 67V66H95ZM202 67H203V64H202ZM71 70V68H68L67 67V69H66V71L68 70V71H70ZM78 70V69H77ZM80 70H82V69H80ZM84 71H85V69H83ZM63 71V72H62ZM72 71V70H71ZM81 72V71H80ZM94 72V71H93ZM69 73V72H68ZM71 73V72H70ZM69 73V74H70ZM73 73H75V72H72V74ZM62 74H63V76H62ZM84 74V73H83ZM83 74L81 73V76H83ZM65 75H67V74H65ZM75 75V74H74ZM70 76V75H69ZM68 76V77H69ZM76 77H77V75H75ZM67 77V78H68ZM71 77H72V75H71ZM64 78V77H63ZM72 78H74V77H72ZM78 78H79V75H78ZM82 78V77H81ZM66 79V78H65ZM89 79V78H88ZM91 79V78H90ZM74 80H75V78H74ZM79 80V82L78 83H80L81 81H80V79H78ZM92 80V79H91ZM73 81V80H72ZM76 81V80H75ZM90 81V80H89ZM93 81V80H92ZM69 83V82H68ZM67 83V84H68ZM71 84H73V86H74V82L72 83V82H70ZM77 83V84H78ZM70 84V85H71ZM77 84H76V86H77ZM69 85V84H68ZM81 84H79V86H80ZM41 86V87H40ZM61 87V88H60ZM69 87V86H68ZM72 87V86H71ZM37 88H39V89H37ZM75 88V87H74ZM79 88V87H78ZM19 91H21L22 92V94H20L19 93ZM78 91V90H77ZM72 92V91H71ZM73 93V92H72ZM69 94H70V91H69ZM68 94V95H69ZM74 94V93H73ZM18 95H20L21 96V98L20 99H18ZM23 95V96H22ZM31 95H36V97H37V101L38 102H35L34 100V102L35 103H40V105L39 104H37L38 106H40V108L35 104V103H33V101H32V97H31ZM201 95H204V93L203 92H201ZM19 96V97H20ZM25 96H28V97H30L29 99H26V98H28V97H26L25 98ZM75 96V95H74ZM101 97V96H100ZM25 99V100H30L31 101V103L32 104H35L39 109H37L36 110V108L35 107H30V105H28V103L26 104V102H24V101H22L21 99ZM32 98V99H31ZM68 98V97H67ZM69 98H71L70 96H69ZM79 98V97H78ZM105 98V97H104ZM196 99V98H195ZM18 100H20V103H19V101ZM74 100V99H73ZM77 100H79V99H77ZM30 101H28V102H30ZM69 101V100H68ZM186 103L185 102H183L182 103V105H181V108H182V110H183V112L184 111H187V112H189V113H191V115H192V117L193 116H195V107H194V104H192L193 103V101H192V99L191 98H187L186 99ZM189 101H192V103H189ZM21 102H24L23 104L21 103ZM76 102V101H75ZM195 102V101H194ZM21 104V105H20ZM34 105V106H35ZM67 105V104H66ZM69 105V104H68ZM67 105V106H68ZM71 105V104H70ZM70 105H69V107H70ZM74 108V107H73ZM20 111H21V113H20ZM74 112V111H73ZM77 112V108H76V111L74 112V113H76ZM186 112V113H187ZM72 115H73V113H72ZM76 115V114H75ZM189 115V114H188ZM67 116H69V114L67 115ZM67 116H65V117H67ZM190 116V115H189ZM188 116V117H189ZM70 117V116H69ZM73 117V116H72ZM197 116H195V118H196ZM32 118H33V120H32ZM68 118V117H67ZM198 118V117H197ZM45 119H48L47 117L45 118ZM50 119V118H49ZM31 120V121H30ZM34 120V122H36ZM55 120V121H56ZM66 120H68V119H66ZM29 121H30V123H29ZM39 121H44V120H41V119H39L38 120V122H37V127H38V129L40 130V131H43L44 133H45V130H46V127L49 125H47L46 123H45V126L42 124V123H39ZM52 121H50V122H52ZM58 121H57V123H58ZM206 122H207V124L209 123L210 124V128H211V130H210V132L213 134V135H215V136H217V137H219V138H222L223 140H225V141H229V136L227 135V134H225V132H224V128L226 127V122L224 121V120H219L216 124H211V122H209V121H207L206 120ZM205 122V123H206ZM52 123H55L54 121L52 122ZM57 123H56V125H54V126H57ZM92 123V122H91ZM204 123V124H205ZM212 123H213V121H212ZM215 123V122H214ZM38 124H42V126H40V125H38ZM32 125H33V122H32ZM47 125V126H46ZM62 125H64V124H62ZM62 125H59L58 124V128H56L55 129V131L58 129V130H60L61 128V126ZM92 124H90V126H91ZM86 126V125H85ZM95 126V125H94ZM93 126V127H94ZM49 127L50 126H48V130H49ZM89 127V126H88ZM93 127H91V128H93ZM42 128L44 129V130H42ZM54 128V127H53ZM60 128V129H59ZM63 128V127H62ZM95 128V127H94ZM33 129H31V131H32ZM35 130V129H34ZM33 130V131H34ZM37 130V129H36ZM34 131V132H32L34 135H35V132L37 133L38 132V134L40 135L41 133H39V131ZM47 130V131H48ZM57 130V131H58ZM75 130V129H74ZM91 130V129H90ZM207 130V129H206ZM46 131V132H47ZM53 132V136H55V134L57 133V132ZM72 131H73V128H72ZM80 131H81V129H80ZM75 131H73V133H74ZM206 132H209V131H206ZM55 133V134H54ZM77 133V132H76ZM37 134V135H38ZM43 134V133H42ZM41 134V135H42ZM208 134V133H207ZM68 135H70V134H68ZM78 135V134H77ZM62 136V134L59 136V137H56L55 138V140H54V137L52 138V140H51V142L52 143H55L56 142V140H57V144L54 146V144H52L51 142H49V143H51V145H52V147L54 146L55 148H56V146H57V148H56V150H59V153L61 152L62 154H64L65 153V151H64V144H63V138L65 139V137H61ZM80 136V135H79ZM41 137V136H40ZM52 137V136H51ZM75 137V136H74ZM74 137L73 138H69L70 140L71 139H74ZM42 138V137H41ZM58 138H61V140H63V141H61L60 139H58ZM67 138V137H66ZM46 140H48V138L46 139ZM60 142H59V141ZM67 140V139H66ZM69 140V141H70ZM76 140H78V139H76ZM81 141V140H80ZM39 142V141H38ZM79 142V141H78ZM91 142H93V141H91ZM33 143H35V144H37V145H34ZM43 144L45 145V147H43ZM61 145L62 147H60V146H58V145ZM75 144H73V146H74ZM46 146H47V148H46ZM69 146V145H68ZM261 147V146H260ZM49 148H51V147H49ZM60 148H62V150L64 151V152H62V150L60 149ZM72 148V147H71ZM262 149H261V153H260V157H259V159L256 161V163H254V165H256L257 167H259V170H258V173H257V175H256V179L253 181V182H251L250 183V185H249V187L248 188H245V189H243V188H237V187H235V186H232V187H230V189H229V193H231L232 194V197H233V199L235 200V202L238 204V206H239V209L237 210V212H231L230 210H228L229 212L227 213V217L228 218H231V217H234L235 219H237L236 217H241V219L243 218V216L246 214V210H247V208L249 207V206H252L253 207V205H257V207H258V210H259V212H261V213H264V146H262L261 147ZM76 149V148H75ZM75 149H73V150H75ZM54 151V152H53ZM69 152H71V151H69ZM73 152V151H72ZM106 152V151H105ZM53 153H54V155H53ZM67 153V152H66ZM74 153V152H73ZM73 153H71V154H73ZM87 153V152H86ZM89 153V152H88ZM101 153H103V152H101ZM107 153H109V152H107ZM111 153V152H110ZM55 154L57 155L58 154V156L60 157H56L55 156ZM70 154V153H69ZM74 154H76V153H74ZM85 153H83V155H84ZM101 155V154H100ZM109 155V154H108ZM107 155V156H108ZM69 156H72V155H69ZM77 158L80 156H77V155H75ZM88 155H86V157H87ZM111 156L112 157H114V158H116V156H114L112 153H111ZM61 157H62V159H61ZM90 157H91V155H90ZM96 157H97V155H96ZM111 157V158H112ZM118 159H119V157H117ZM72 159V158H71ZM101 159V158H100ZM108 159V158H107ZM62 162H61V161ZM73 160V159H72ZM72 160H70V161H72ZM77 160V159H76ZM84 161H85V159H83ZM105 160V159H104ZM109 160V159H108ZM111 160V159H110ZM80 161H81V158H80ZM88 161V160H87ZM94 161V160H93ZM100 161V160H99ZM106 161V160H105ZM50 163H53V164H51V165H53V167L55 166V169H56V171L55 172H59V174H58V176H56V175H54V177H52L53 176V174L51 175V173H50V168H49V164ZM71 163H73V161L71 162ZM71 163H69V165L71 164ZM76 163L77 162H75V165H76ZM99 162H97V164H98ZM102 163V162H101ZM105 163V162H104ZM245 163V162H244ZM78 164V163H77ZM85 164V163H84ZM83 164V165H84ZM96 164V163H95ZM106 164V163H105ZM104 164V165H105ZM128 164V163H127ZM233 164H235V166H234V168H238V169H242V164L241 165H238V164H236V163H233ZM113 165V164H112ZM130 164H128V166H129ZM137 165V164H136ZM80 166V165H79ZM217 166V163H213L212 161H210V160H208L206 163H204L203 164V166H202V168H203V170H201L202 172L199 174V175H197V176H195L194 178H195V182H196V184H195V191H194V193L193 192H191L189 195H187L186 197H184L183 199H182V201L181 202H179V204H181L182 205V207L184 206V208L185 209H187V210H189V211H193V205H195V203L197 204H201L202 206H206L207 208H209L210 207V205H209V202H207V200L205 199V198H203V197H201V195H202V193H203V191L205 190L204 189V187H203V184H204V182L206 181L205 180V176H206V174H208V173H210L211 171H212V169L214 168V167H216ZM229 166H230V169L233 167V166H231V163H229L228 164V166H226L225 168H224V170H227V172L226 171H224L225 172V174H227V173H229V171H230V169H229ZM69 167V166H68ZM82 167V166H81ZM87 167H88V165H87ZM91 167V166H90ZM89 167V168H90ZM94 167V166H93ZM100 167H102L101 165H100ZM104 167V166H103ZM85 168V167H84ZM201 168V169H202ZM69 168H67L66 170H68ZM71 169V168H70ZM83 170V169H82ZM92 170V169H91ZM94 170V169H93ZM72 171V170H71ZM71 171H70V173H71ZM84 171H86V170H84ZM96 171V170H95ZM191 171V170H190ZM190 171H187L186 173H185V176H189L190 177V175L189 174H191V172ZM89 172V171H88ZM88 172H86L87 174H88ZM94 172V171H93ZM77 172H75V174H76ZM96 173L97 172H95L94 174H95V176H96ZM119 173V172H118ZM184 173V172H183ZM187 173H188V175H187ZM90 174H91V172H90ZM104 174V173H103ZM211 174V173H210ZM64 175V176H65ZM73 175V174H72ZM77 175V174H76ZM97 175H98V173H97ZM63 176V177H64ZM194 176V174L192 173V177ZM65 177H67V176H65ZM73 177V176H72ZM98 177H99V175H98ZM97 177V178H98ZM106 177V176H105ZM148 177V176H147ZM88 178V177H87ZM95 178V177H94ZM93 178V179H94ZM74 179V178H73ZM92 179V178H91ZM96 179V178H95ZM71 180V179H70ZM104 180V179H103ZM102 180V182H104V183H106V181L107 180H105V181H103ZM109 180H110V178H109ZM134 180H135V178H134ZM136 180H137V182L136 181H134V183H136V188H141L142 186H146V181H143L144 179L143 178H141V179H138V178H136ZM81 181V180H80ZM79 181V182H80ZM97 181V180H96ZM182 181H183V179H182ZM181 181V182H182ZM100 182V181H99ZM98 182V183H99ZM169 180L168 179H165V178H163V177H159V182H158V184L155 186V189H154V191L152 192V194H153V196H155V197H160V196H162L163 194H165L166 192H167V188H168V186H169ZM180 182V183H181ZM194 182V183H195ZM93 183V182H92ZM111 183V182H110ZM56 184V185H55ZM77 184V183H76ZM79 184V183H78ZM82 184V183H81ZM101 184V183H100ZM109 184V183H108ZM119 184V183H118ZM125 184H126V182H125ZM52 185V186H53ZM94 185V184H93ZM133 185H135V184H133ZM72 186V185H71ZM101 186V185H100ZM105 186V185H104ZM207 186V185H206ZM82 187H84V185L82 186ZM111 187V186H110ZM134 187V186H133ZM63 188V189H62ZM66 188V187H65ZM89 188V187H88ZM88 188L86 189V190H88ZM92 188H94V187H92ZM104 188V187H103ZM135 188V187H134ZM135 188V189H136ZM70 189H72V188H70ZM95 189H97V188H95ZM106 189V188H105ZM113 189V188H112ZM118 189V188H117ZM138 189V192L140 191ZM54 190L57 192V190L54 188ZM67 191H70V190H68V189H66ZM76 190V189H75ZM92 190V189H91ZM98 190V189H97ZM65 191V190H64ZM78 191V190H77ZM90 191V190H89ZM136 191H137V189H136ZM51 192V191H50ZM73 192V191H72ZM71 192V193H72ZM104 192V191H103ZM111 192V191H110ZM114 192V191H113ZM59 193V192H58ZM61 193V192H60ZM64 193V192H63ZM62 193V196L64 195ZM70 193V192H69ZM69 193H65L66 195H68ZM70 193V194H71ZM142 194H144L145 193V188H144V190H142V192H141ZM69 194V195H70ZM51 195H52V193H51ZM61 195V194H60ZM66 195H64V196H66ZM145 195V194H144ZM230 195V194H229ZM56 196V195H55ZM58 196V195H57ZM56 196V197H57ZM185 196V195H184ZM71 197V196H70ZM77 197V196H76ZM50 198H52V196H50ZM58 198V197H57ZM56 198V199H57ZM60 198V197H59ZM67 197H65V199H66ZM95 198V197H94ZM115 198V197H114ZM228 198V197H227ZM62 198H60L59 200H61ZM83 199V198H82ZM53 200H55L54 198H53ZM68 200H70L69 198H68ZM86 200V199H85ZM107 200H109V199H107ZM64 201V200H63ZM72 201H74V200H72ZM79 201V200H78ZM77 201V202H78ZM62 202V201H61ZM60 202V203H61ZM103 202V201H102ZM49 203V204H48ZM54 203H55V201H54ZM59 203V204H60ZM95 203V202H94ZM115 203H116V201H115ZM52 204V203H51ZM63 204H65V202L63 203ZM78 204V203H77ZM80 204V203H79ZM109 204V203H108ZM119 204V203H118ZM117 204V205H118ZM36 205H37V207L39 208V213L37 214L38 215V218L37 217H35V219L33 220V217L31 216V211H32V209L33 208H36ZM61 205V204H60ZM110 205V204H109ZM53 206V205H52ZM61 206H63V205H61ZM78 206V205H77ZM83 206V205H82ZM123 206V205H122ZM56 207V206H55ZM70 207V206H69ZM81 206H79V208H80ZM98 207H99V204H98ZM120 207H121V204H120ZM251 207V208H252ZM58 209V210H57ZM67 209V208H66ZM68 209H70V208H68ZM55 210V209H54ZM54 210L52 211V212H54ZM56 212H57V214L59 213L60 214V212H58L59 211V208H57L56 207ZM83 210V209H82ZM91 210V209H90ZM94 210H95V208H94ZM108 210V209H107ZM119 210V209H118ZM123 210H124V208H123ZM61 211L63 212V210L61 209ZM71 211V210H70ZM105 211V210H104ZM226 211V210H225ZM56 212H54V213H51V214H56ZM93 212L94 211H92V214H93ZM72 213V212H71ZM71 213H69V214H71ZM79 213H81V212H79ZM78 212L77 213H73V214H75V215H73V214H71V215H69V218H70V216H74V217H76V216H80V214H79ZM96 213V212H95ZM120 213H123V212H121L120 211ZM260 213V214H261ZM56 214V215H57ZM66 214V213H65ZM77 214V215H76ZM79 214V215H78ZM99 214V213H98ZM104 214V213H103ZM113 215H114V213H112ZM115 214H116V212H115ZM96 215V214H95ZM105 215V214H104ZM109 215V214H108ZM112 215V216H113ZM123 215H125V213L123 214ZM233 215V216H232ZM234 215H236V217L234 216ZM262 215V214H261ZM81 216H83V217H80L81 218V220L80 219H78V217H76V219H75V222H73L74 220H72L71 222H73V225H75L74 223H76V225L78 224V226H79V228H81L83 231H85V230H88L89 229V227H87L89 224V222L88 223H86L85 222V216L84 215H81ZM89 216H91V215H89ZM98 216V215H97ZM111 216V217H112ZM118 216V215H117ZM245 216H247V215H245ZM88 217V216H87ZM92 217H94V216H92ZM114 218H116V216H113ZM53 218L55 219V217L54 216H52L51 217V219H52V221H53ZM65 218H66V220L68 219V215H66L65 216ZM64 218V219H65ZM118 218V217H117ZM128 218V217H127ZM197 218V220H196V222L195 223H193L192 224V226H191V228L190 229H188L186 232H184V233H182L181 234V236L179 237V238H177V239H175V238H172V237H166L165 235H164V233H163V230H160V229H158V230H153L152 232H150V234H149V236H148V238L146 237V239L147 240H145V238H144V235L142 234V235H140V233H138V234H136V236L138 235L139 237H136V238H131V239H133L134 241H132L131 239H129V240H131L130 242H132V244H129L130 245V247H133V246H136V247H138L137 249H139V245H140V241L141 242H144L143 244L141 243V245H144L145 244V242H146V244H148L147 242H151L152 240V242L150 243L151 245L153 244V242L154 241H156V243L158 244V245H160L159 243H161V245L159 246V248L160 249H162L163 251V253L164 252H170L173 248H175V246L177 247H179L180 248V246L179 245H182V244H187L186 246H188L189 244L188 243H190V245H191V242H190V240H191V236L193 235V233L194 232H196L195 231V227L197 226V225H203L204 223H205V216L204 217H196ZM50 219V220H51ZM72 219V218H71ZM82 219H85V220H82ZM103 219V218H102ZM234 219V220H235ZM63 220V219H62ZM90 220V219H89ZM234 220H233V222H234ZM239 220V219H238ZM243 220V222L246 220V218H245V220H244V218L242 219ZM242 220H240V222L242 221ZM87 221V220H86ZM91 221V220H90ZM93 221V220H92ZM91 221V222H92ZM249 221V220H248ZM63 222H65V221H63ZM67 222H70L69 220L67 221ZM108 222H110V221H108ZM127 222V221H126ZM57 224H60V222H59V220H57V222H56ZM55 223V224H56ZM95 222H93V224H94ZM101 223V222H100ZM113 222L111 221V223H109V224H112ZM119 223V222H118ZM181 223V222H180ZM180 223H178V224H180ZM54 224V223H53ZM56 224V226H59V225H57ZM62 224V223H61ZM86 224V225H85ZM108 224V223H107ZM233 224L234 223H232V221H228V224H227V226L229 227V226H231V228H232V226H233ZM237 224V223H236ZM235 224V225H236ZM243 224H245V223H243ZM70 225V224H69ZM72 225V224H71ZM114 225V224H113ZM117 225V224H116ZM123 225V224H122ZM63 226V225H62ZM90 226H92V224L90 225ZM174 226H176V223L175 222H173V221H170V222H165L164 223V225H163V227L164 228H173ZM245 226V225H244ZM87 227V228H86ZM99 227V226H98ZM198 227V226H197ZM60 228V227H59ZM76 228V227H75ZM92 228V227H91ZM90 228V229H91ZM108 228V227H107ZM105 228L104 230L102 229V231H103V233L105 234H102V232L101 233H99V230L97 231L99 234H102V235H100V237H102V238H104V240L102 241H100V242H95V243H93V245L95 244V246H96V244H97V248L94 246V247H92L93 249H90V248H88V251H89V249H90V252H91V250L93 251L94 249L97 251H95L94 253L97 255L98 254V252H99V256H101V255H103V257H104V255H105V253H103V251H101V249H103V247H104V245L105 246H107V247H104V250L106 251L107 250V248H108V246H109V242L110 241H112L113 240V242H115V244H113V249H114V257L116 256V257H121V256H123V255H125V258H127L126 260H124L123 258V260L121 259H119L120 260V262H122V261H127L125 264H129V259L130 258H128V254L127 253H129V255H131L130 253H131V249L129 250V249H122V247H123V245L125 244V245H127V243H129V240H128V238L127 237H129V236H131V235H129V236H127L128 234L126 233L127 231L125 230H120V228H121V226L119 227V228H117L115 231V233H117L118 235H114V238H115V236H116V238L115 239H112L111 240V238H109V236H110V234H111V232H112V230H111V227L110 228ZM225 228V227H224ZM241 228V227H240ZM60 229H62L63 230V227L62 228H60ZM60 229H58V230H60ZM72 229H73V227H72ZM226 229H227V231H229L228 230V228L226 227ZM66 230V229H65ZM68 230V229H67ZM92 230V229H91ZM225 230V229H224ZM239 230V229H238ZM214 231V230H213ZM222 231H223V229H222ZM226 231V230H225ZM237 233H239L238 231H237V229L235 230ZM241 231V230H240ZM65 232V231H64ZM215 232V231H214ZM219 232V231H218ZM68 233V232H67ZM73 233V232H72ZM91 233V232H90ZM96 233V231H94L93 232V234H95ZM98 233L96 234V235H93V236H97L98 235ZM114 233V234H115ZM226 233V232H225ZM236 233V234H237ZM70 234V233H69ZM220 234V233H219ZM222 234H223V232H222ZM222 234H220V235H222ZM76 235V234H75ZM213 235V234H212ZM224 235V234H223ZM226 235V234H225ZM228 235H230L229 234V232H228V234H227V236L226 237H228ZM239 235H240V233H239ZM49 236V237H48ZM69 236V235H68ZM71 236V235H70ZM231 236V235H230ZM238 236V235H237ZM74 237V236H73ZM72 237V238H73ZM76 237V236H75ZM98 237V236H97ZM105 237H106V239H105ZM215 237H217V240L219 239L220 240V238H218V236H215ZM232 237V236H231ZM70 238V237H69ZM72 238L71 239H69V240H72ZM81 238V237H80ZM108 238V239H107ZM212 238V237H211ZM229 238V237H228ZM227 238V240L229 241V239H230V241L233 243V242H235L237 239H235V238H233V240H235V241H233V240H231L232 238H229L228 239ZM237 238V237H236ZM75 238H73V240H74ZM96 239V238H95ZM136 239V240H135ZM214 239V238H213ZM223 239V238H222ZM64 240V239H63ZM127 240V241H126ZM140 240V241H139ZM158 240V241H157ZM216 240V239H215ZM217 240H216V242H217ZM226 240V239H225ZM74 241H76V239L74 240ZM73 241V242H74ZM79 241V240H78ZM139 241V242H138ZM160 241V242H159ZM192 241V240H191ZM222 241H224V239L222 240ZM228 241H226V243L228 242ZM63 242V241H62ZM62 242H61V245H62ZM133 242H134V245H133ZM135 242H136V244H135ZM215 242V243H216ZM231 242H229V243H227L226 245H228V244H231ZM236 242H238V240L236 241ZM48 243V242H47ZM87 243V242H86ZM101 243V244H100ZM138 243V244H137ZM156 243H155V245H156ZM222 243V242H221ZM223 243H225V242H223ZM222 243V244H223ZM80 245L82 244V243H79ZM79 244H78V246H79ZM91 244V243H90ZM103 244V245H102ZM209 244H211V243H209ZM221 244V249H223V247L222 246H224V248H229L228 246L226 247L224 244L222 245ZM60 245V244H59ZM89 245V244H88ZM128 245V246H129ZM140 245V246H141ZM150 245V248L154 245H152L151 246ZM184 245V246H185ZM189 245V246H190ZM233 245H235V243L233 244ZM232 245V246H233ZM48 246V245H47ZM86 246H87V244H86ZM85 246V247H86ZM92 246V245H91ZM101 246H103V247H101ZM112 246V245H111ZM146 246H148V245H145V246H142V247H144V249H146ZM188 246V247H189ZM215 246H217L216 244H215ZM239 246V245H238ZM55 247H57L56 245H55ZM54 247V248H55ZM82 247H84L83 246V244H82ZM98 247H100V248H98ZM135 247V248H136ZM141 247V249H143ZM157 247V246H156ZM187 247V248H188ZM214 247V246H213ZM231 247V246H230ZM10 248H9V251H10ZM38 248H42V250H40V249H38ZM116 248L117 249H119V250H116ZM148 249H149V247H147ZM206 248H208V247H205V249ZM236 248H237V246H236ZM3 250L5 249V248H2ZM1 249V250H2ZM60 248L58 247V250H59ZM85 249V248H84ZM147 249V250H148ZM153 250H155V248H152ZM152 249H150V250H152ZM157 249V248H156ZM178 249V248H177ZM191 249V248H190ZM195 249V248H194ZM193 249V250H194ZM198 249H200V248H198ZM218 249V248H217ZM239 249V247L237 248V250L236 249H230L231 250V254H232V252L234 251V253H235V250L236 251H241L240 249ZM7 249H5V251H6ZM14 250H17V249H14ZM56 250V249H55ZM60 250H62V249H60ZM81 250H83V248H80V251ZM87 249H85V251H86ZM123 250V251H122ZM126 250V251H125ZM130 252H129V251ZM229 250V249H228ZM233 250V251H232ZM40 251V252H39ZM53 251V250H52ZM88 251H86V252H88ZM118 251V252H117ZM122 251V252H121ZM174 251V250H173ZM173 251L172 252H170V253H173ZM178 251V250H177ZM179 251H180V249H179ZM194 251H196V250H194ZM214 251H216V250H214ZM7 252V251H6ZM26 252H27V254H26ZM39 252V253H38ZM55 252V251H54ZM81 252H84V251H81ZM102 252V253H101ZM115 252H117L116 254H115ZM124 252V253H123ZM153 252V251H152ZM197 252H198V250H197ZM211 252H212V249H211ZM217 252H218V250H217ZM217 252H213L214 254L213 255H216V253ZM229 252V251H228ZM227 252V253H228ZM242 252V251H241ZM53 253V252H52ZM89 253V252H88ZM93 252H91V253H89V254H92ZM94 253L91 255V256H94ZM110 253V252H109ZM109 253H106V255L107 254H109ZM112 253H113V250H112ZM120 253H122L121 255H120ZM135 253V252H134ZM202 253V252H201ZM237 253H239V252H237ZM237 253L235 254V255H237ZM55 254H57V255H59L58 253H56L55 252ZM82 254V253H81ZM87 254V253H86ZM88 254V255H89ZM137 255H142L141 256V258H143V260H145L146 258H147V256L145 257V255H143L142 253H140V252H137L136 253ZM145 254H146V252H145ZM150 254H152V253H150ZM173 254H175V253H173ZM176 254H177V252H176ZM94 256L92 259V261H94V258L96 257H99V256ZM135 255V254H134ZM148 255V254H147ZM218 255V254H217ZM53 255H51V257L50 258H52V260L53 261H55L54 259H53V257H52ZM55 256V255H54ZM61 256V255H60ZM64 255H62V257H63ZM78 256V255H77ZM90 256V255H89ZM156 256V255H155ZM157 256H159V253L157 254ZM210 256H211V254H210ZM237 256H240L241 258H242V255H237ZM237 256L235 257L234 255H233V257H235V259L237 258ZM82 257V256H81ZM113 257V258H114ZM124 257V256H123ZM138 256H136V258H137ZM150 257V256H149ZM153 257V256H152ZM216 257V256H215ZM215 257H212L214 260H212V262H211V259H210V262L209 263H211V264H228V263H226V262H228V261H226L225 263H223L222 261H217L216 260V258ZM55 259H57L56 257H54ZM89 258V257H88ZM96 258H95V260H96ZM102 258V257H101ZM107 258V257H106ZM106 258H105V260H106ZM140 258V259H141ZM156 258V257H155ZM161 258V257H160ZM174 258V257H173ZM81 259V258H80ZM98 259V258H97ZM109 259V257L107 258V260ZM118 259V258H117ZM208 259H209V257H208ZM220 259H221V257H220ZM219 259V260H220ZM233 259V258H232ZM243 259V258H242ZM59 260V259H58ZM62 260V259H61ZM78 260V259H77ZM88 260V259H87ZM86 260V261H87ZM90 260V259H89ZM99 260V259H98ZM110 260V259H109ZM108 260V261H109ZM112 260V259H111ZM118 260V261H119ZM142 260V261H143ZM154 260V259H153ZM152 260V261H153ZM156 260V259H155ZM50 261H51V259H50ZM57 261V260H56ZM55 261V262H56ZM79 261V260H78ZM86 261H85V263H86ZM113 262L114 264L115 263H120V262ZM137 261V260H136ZM146 261V260H145ZM144 261V263H146ZM175 261V260H174ZM189 261H191V260H188V262ZM206 261V260H205ZM209 261V260H208ZM207 261V262H208ZM234 261V260H233ZM237 261V260H236ZM236 261H234L235 263H230V264H237V262ZM59 262V261H58ZM91 263V261H88V263ZM95 262V261H94ZM93 262V263H94ZM100 263H101V261H99ZM105 262H107V261H105ZM112 262V261H111ZM132 262H133V258H132ZM135 262V261H134ZM139 261H137V263H138ZM148 262V261H147ZM154 262V263H153ZM152 263L153 264H156L155 263V261H153ZM158 262V261H157ZM176 262V261H175ZM186 263H187V260L185 261ZM207 262H206V264H207ZM230 262V261H229ZM240 262V261H239ZM122 263H124V262H122ZM136 262H135V264H137ZM140 263V262H139ZM149 263V262H148ZM147 263V264H148ZM151 263V264H152ZM159 263V262H158ZM157 263V264H158ZM174 263V262H173ZM176 263H178V262H176ZM184 263V262H183ZM186 263H184V264H186ZM190 263H192L193 264V261H191V262H189L188 264H190ZM201 263H203V260H202V262ZM243 263V262H242ZM48 264H56V263H48ZM58 264V263H57ZM95 264H96V262H95ZM112 264V263H111ZM134 264V263H133ZM140 264H143L142 262L140 263ZM172 264V263H171ZM180 264H182V263H180ZM238 264H241V262L240 263H238Z\"/></svg>",
	"mask_w": 264,
	"mask_h": 264
},
{
	"label": "crops",
	"instance_id": "crops-1",
	"mask_svg": "<svg viewBox=\"0 0 264 264\" xmlns=\"http://www.w3.org/2000/svg\"><path fill=\"white\" fill-rule=\"evenodd\" d=\"M219 12L221 18H210V28L200 39L202 47L192 50L186 44L176 45L163 75V88L168 94L178 91L185 96V103L191 98L193 103H189L194 104V110L205 122L216 124L224 120V132L229 141L213 135L209 123L199 125L192 117L186 118V125L163 129L149 126L142 133L147 137L162 136L165 149L172 153L174 162L191 168L203 166L208 160L222 168L229 163H239L242 154L259 150V145L251 146L253 143L264 141V46H256L257 42H264V38L259 40V35L256 37L264 26V0H221ZM241 28L248 33L240 39L251 48L254 44L255 50H259L251 49L255 54L248 49L239 52L242 45H238L235 36ZM227 45L230 48H226ZM170 46L171 41L166 40L157 47V52L144 53L148 56L144 69H157ZM197 60L202 61L203 67L201 63L197 64ZM152 104L153 110L155 108L158 114H163L165 105L162 101ZM138 131L133 128L126 135L136 136L140 134ZM128 147L123 144L121 149L126 151ZM192 212L183 209L182 222L168 231L176 235L184 233L193 223Z\"/></svg>",
	"mask_w": 264,
	"mask_h": 264
}]
</instances>
